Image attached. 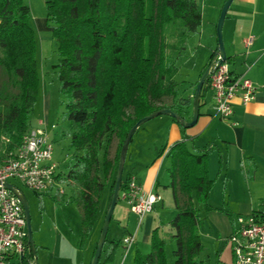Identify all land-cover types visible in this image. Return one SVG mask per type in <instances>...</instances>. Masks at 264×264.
I'll return each mask as SVG.
<instances>
[{
    "label": "trees",
    "instance_id": "1",
    "mask_svg": "<svg viewBox=\"0 0 264 264\" xmlns=\"http://www.w3.org/2000/svg\"><path fill=\"white\" fill-rule=\"evenodd\" d=\"M44 3L46 24L57 45L58 59L52 67L58 81L59 103L64 107L62 118L67 121L66 137L74 151L72 163L58 175L70 195L53 197L76 204L80 218L78 245L82 249L97 221L99 199L107 186L110 203L122 142L130 127L161 108H171L186 120L185 107L192 106L198 79L211 60L199 72L192 96L177 97V62L201 23L198 0ZM216 50L217 47L210 52L211 59ZM35 52L29 7L23 0H0V150L6 155L21 145L23 135L30 129L39 86ZM225 60L228 62L229 57ZM208 78L202 85L200 100L208 89ZM172 119L184 129L179 119ZM113 135L117 145L110 159L108 147ZM214 148V144L207 143L190 149L185 137L169 146L167 187L171 188L175 209L167 222L169 234L165 239L159 226L152 228L149 250L136 249L133 264H208L199 257L203 245L195 202L211 209L208 198L213 179L207 173V156ZM253 170L249 167L247 175L251 176ZM131 174L122 172L120 190ZM166 241L175 243L171 260ZM107 242L104 258L101 260L100 255L97 264L112 259L120 240L105 239L104 245ZM95 247L96 243L91 258ZM32 257L26 245L21 262L29 264Z\"/></svg>",
    "mask_w": 264,
    "mask_h": 264
},
{
    "label": "crops",
    "instance_id": "2",
    "mask_svg": "<svg viewBox=\"0 0 264 264\" xmlns=\"http://www.w3.org/2000/svg\"><path fill=\"white\" fill-rule=\"evenodd\" d=\"M230 9L228 33L224 41L225 54L229 57L230 72L244 74L254 85L253 99L243 104L239 97L234 98L231 104L232 114L228 118H221L215 113L214 101L208 88L200 100L199 115L193 126L183 129L169 115L166 116L167 118H162L165 119L163 123L168 132L166 144H173L185 137L190 149L202 148L207 143L215 146L207 156V173L213 179L208 198L211 209H204L200 203L195 202L199 218L198 234L203 245L199 257L208 264H230L231 249L227 243V237L235 226L236 216L264 212V0H232ZM247 38H250L248 44L245 42ZM210 60L209 54L205 66ZM181 75L182 70L179 68L174 76L179 84L177 97H191L193 92L191 82L194 74L186 72L183 74L185 78L178 80ZM183 79L185 82L181 83ZM52 104L50 91L41 82L30 115V127H37L41 125V122L45 123L47 128L49 127ZM185 109L186 112L183 115L186 120H190L192 106L186 105ZM201 137L204 143L201 146L195 145L194 142ZM2 156L4 155L0 150V162L3 160ZM249 167H254V170L250 172L251 176L247 175ZM127 172L136 177L143 191L152 188L154 192L161 195V200L154 206L159 202L161 206H164L162 192L156 187L157 170L155 168L150 165L142 169L135 162ZM172 207L174 208L173 204ZM161 213V209L155 208L139 220L138 216L129 210L124 226L127 233L118 238L120 240L118 246L125 255L130 252L131 264H133L134 251L138 249L143 252L140 243L142 242L145 247L149 246L152 228L159 226L160 230H163L160 234L167 238L169 234L167 222L172 217L166 221L164 229L161 221L156 222L155 218ZM117 220L119 223L122 222L119 217ZM101 225L102 223L99 225L98 233ZM127 234L135 236L128 248L122 243V238ZM79 235L80 222L77 245ZM96 236L95 233L85 251L78 245L82 253L78 264H89L92 249L97 242ZM83 252L86 253L83 255ZM8 264L23 263L21 257H13ZM29 264H34V257L29 260Z\"/></svg>",
    "mask_w": 264,
    "mask_h": 264
},
{
    "label": "rangeland",
    "instance_id": "3",
    "mask_svg": "<svg viewBox=\"0 0 264 264\" xmlns=\"http://www.w3.org/2000/svg\"><path fill=\"white\" fill-rule=\"evenodd\" d=\"M225 0H198L201 10V23L197 31L190 35L188 45L185 51L178 59V67L182 70V75L178 78H185L186 72L194 74L191 85L197 79V74L205 67L210 51L217 47L216 24L220 15L222 5ZM29 7L31 14V25L34 30V38L36 43L35 58L37 62V74L39 78V86L41 82L50 91L52 99V110L50 114L49 124V140L53 145V159L58 162L59 169L64 172L67 165L72 163L74 151L69 146V140L66 137L68 129L67 121L63 120L62 113L64 107L59 103L58 96V81L52 67L57 62V45L55 39L51 35L50 27L46 24V7L45 0H23ZM231 5V3H230ZM230 5L227 9L223 24H222V41H226L229 16L231 13ZM185 82L183 79L181 83ZM179 85V84H178ZM38 86V91H39ZM181 90V89H179ZM178 92V89H177ZM178 96V93H177ZM168 115H158L153 117L142 125H140L132 135L128 144L127 152L123 164V172L131 168L132 163H137L139 167L147 168L152 166L157 170L155 176L156 187L162 192L164 206L155 205L152 209H161L160 216H155L156 222L161 221L162 227L165 229L166 221L173 217L174 208L172 207V191L167 187L169 183V174L167 167L169 159L166 155H158V151L165 147L168 149L171 144H166L167 130L162 118H167ZM55 124V128L51 129L50 125ZM165 126V127H164ZM185 128V127H184ZM186 135V134H185ZM203 138L195 141V145L201 146ZM117 145V137L112 136L108 147V155L113 159ZM166 145V146H165ZM192 148V147H191ZM2 159L5 160L8 156L3 153ZM2 160V161H3ZM21 192L24 194L31 220L32 238L35 244V257L37 264H78L79 258L82 256L78 248V230H79V215L78 208L74 203L59 202L54 195L58 197L61 195L66 198L70 195V190L66 186L53 187L50 191L34 193L22 184L12 181ZM60 184V180H59ZM108 207V186L103 190L99 199V213L97 221L89 238L85 241L83 251L91 242L96 233L98 239L100 224L103 222L105 212ZM129 214V206L121 199L117 200L111 220L109 222L106 239L117 240L120 236L127 233L124 226L126 225ZM122 220L118 222L117 218ZM131 217V216H130ZM135 221V220H134ZM136 222V221H135ZM162 233L163 230H160ZM139 241V239L137 238ZM145 252L149 246H143ZM108 242L104 245V251L101 253V260L107 250ZM174 241L166 242V252L169 260L173 259L171 250L174 249ZM121 248L116 247L113 257L106 264H131L130 252L124 254ZM86 252H83V255Z\"/></svg>",
    "mask_w": 264,
    "mask_h": 264
},
{
    "label": "built area",
    "instance_id": "4",
    "mask_svg": "<svg viewBox=\"0 0 264 264\" xmlns=\"http://www.w3.org/2000/svg\"><path fill=\"white\" fill-rule=\"evenodd\" d=\"M245 42L248 44L250 38ZM220 59L216 55L215 60ZM212 61V59H211ZM208 88L214 101L215 113L221 118L232 114V101L239 97L243 104L253 99L255 87L244 74H232L226 60L216 65L209 74ZM23 135L21 145L0 162V264L20 258L26 252V222L18 195L3 185L12 181L28 189L43 193L61 186L58 175H62L58 162L53 159V145L49 140V127L40 123ZM51 129L55 124L50 125ZM167 149L163 151L166 155ZM16 186V185H14ZM17 187V186H16ZM18 188V187H17ZM136 214L139 220L151 212L161 195L152 188L143 191L136 177L131 174L118 194ZM134 234L122 238L128 248L134 241ZM231 249L230 264H264V212L238 215L235 226L227 237Z\"/></svg>",
    "mask_w": 264,
    "mask_h": 264
},
{
    "label": "water",
    "instance_id": "5",
    "mask_svg": "<svg viewBox=\"0 0 264 264\" xmlns=\"http://www.w3.org/2000/svg\"><path fill=\"white\" fill-rule=\"evenodd\" d=\"M231 2H232V0H225L223 5H222L220 15H219V18H218V21L216 24L217 50H216V52L212 58V61L204 69V71L202 72V74L200 75V77L198 79V82H197V85L195 88V92H194V96H193V100H192V116H191V119L190 120L182 119L178 115V113L175 112L174 110H172L171 108H161L159 110H156V111H154L148 115H145V116L139 118L128 130L126 137L124 138V140L122 142V146H121V150H120L118 167H117V171H116L115 182H114V187H113L110 203H109L107 210L105 212L104 219H103L101 229H100V233H99V236H98V239L96 242L94 254H93L89 264H97V262L99 261L101 251H102V247H103L105 239H106L109 222L111 220L113 209H114V206L117 202V198H118V194H119V190H120V186H121L123 164H124V160H125V156H126V152H127V147H128V144H129L135 130L140 125H142L144 122H146L147 120H149L153 117H156L158 115H161V114L169 115L172 118L179 119V122L183 127H191L196 123L198 115H199V100H200V92H201L202 85H203L206 77L209 76L212 69L216 65H218L221 61L225 60V58H226V54H225V50H224V46H223V41H222L221 30H222V24H223L227 9H228ZM216 55H219L220 59L213 61L215 59ZM3 185L5 187L9 188L10 190H12L13 192H15L19 197V200L21 202V205H22V208L24 211V215H25L26 245H28L30 252L33 254L34 264H37L36 257H35V247H34V242H33V238H32L31 220H30L29 207H28L27 200H26L24 194L21 192V190L19 188H17L16 186L12 185L10 182L5 181V182H3Z\"/></svg>",
    "mask_w": 264,
    "mask_h": 264
}]
</instances>
